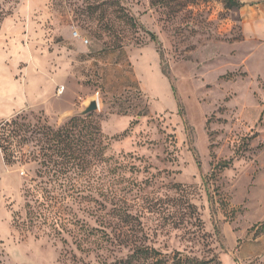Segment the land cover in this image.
<instances>
[{
  "label": "rangeland",
  "instance_id": "rangeland-1",
  "mask_svg": "<svg viewBox=\"0 0 264 264\" xmlns=\"http://www.w3.org/2000/svg\"><path fill=\"white\" fill-rule=\"evenodd\" d=\"M233 1L0 0V104L22 83L57 128L95 100L105 144L51 210L0 154V264H264V41Z\"/></svg>",
  "mask_w": 264,
  "mask_h": 264
},
{
  "label": "trees",
  "instance_id": "trees-1",
  "mask_svg": "<svg viewBox=\"0 0 264 264\" xmlns=\"http://www.w3.org/2000/svg\"><path fill=\"white\" fill-rule=\"evenodd\" d=\"M225 6L239 7L240 3L225 0ZM8 14L0 9V25ZM128 22L135 26L133 18L129 17ZM148 35L151 39H155L153 34L148 33ZM104 149V139L99 125L89 115L70 117L57 128L50 127L41 118L32 122L23 113L0 120L2 161L8 167L34 165L33 176L28 184L32 187L25 193H33L27 197H33L39 208L52 209L50 200L46 203L47 200L43 195L50 197L51 189L56 190V186L80 192L76 184H72L73 180L86 170L90 161L96 159L100 161ZM38 215L37 220L41 217L40 214ZM62 220L52 219L54 223L58 222L60 225L63 223ZM262 229L264 231V228ZM159 256L161 254L156 250L140 246L132 249L124 258L114 259L111 262L102 261L99 264H145L146 261H153ZM165 261L167 260L157 259L155 263H165ZM176 263L205 264L182 256L177 258Z\"/></svg>",
  "mask_w": 264,
  "mask_h": 264
},
{
  "label": "crops",
  "instance_id": "crops-1",
  "mask_svg": "<svg viewBox=\"0 0 264 264\" xmlns=\"http://www.w3.org/2000/svg\"><path fill=\"white\" fill-rule=\"evenodd\" d=\"M241 13V29L245 37L252 40L264 41V0H244ZM11 84H14L13 79H11ZM3 87L4 84L2 85ZM4 89H8V86ZM14 96L12 94L9 95L6 97V104H0V119L11 118L25 109V105L28 103L26 99V86L24 84L20 83V85H17L16 95Z\"/></svg>",
  "mask_w": 264,
  "mask_h": 264
},
{
  "label": "water",
  "instance_id": "water-1",
  "mask_svg": "<svg viewBox=\"0 0 264 264\" xmlns=\"http://www.w3.org/2000/svg\"><path fill=\"white\" fill-rule=\"evenodd\" d=\"M97 109V102L95 100H91L84 110L80 113L81 116H86L89 113L95 111Z\"/></svg>",
  "mask_w": 264,
  "mask_h": 264
},
{
  "label": "built area",
  "instance_id": "built-area-1",
  "mask_svg": "<svg viewBox=\"0 0 264 264\" xmlns=\"http://www.w3.org/2000/svg\"><path fill=\"white\" fill-rule=\"evenodd\" d=\"M62 91H63V88H62V87H60V88L57 90V93H58V94H61V93H62Z\"/></svg>",
  "mask_w": 264,
  "mask_h": 264
},
{
  "label": "clouds",
  "instance_id": "clouds-1",
  "mask_svg": "<svg viewBox=\"0 0 264 264\" xmlns=\"http://www.w3.org/2000/svg\"><path fill=\"white\" fill-rule=\"evenodd\" d=\"M76 35L78 36L79 35V33H76ZM91 43V41H89V40H85V44L87 45V44H90Z\"/></svg>",
  "mask_w": 264,
  "mask_h": 264
}]
</instances>
